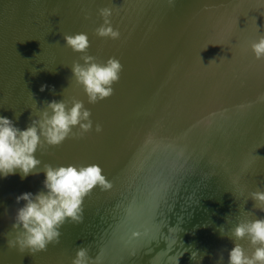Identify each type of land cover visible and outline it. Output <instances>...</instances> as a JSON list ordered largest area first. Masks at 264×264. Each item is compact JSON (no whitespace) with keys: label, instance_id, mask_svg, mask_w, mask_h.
<instances>
[{"label":"water","instance_id":"water-1","mask_svg":"<svg viewBox=\"0 0 264 264\" xmlns=\"http://www.w3.org/2000/svg\"><path fill=\"white\" fill-rule=\"evenodd\" d=\"M25 1L21 13L26 16L18 22L12 9L20 4L0 3V116L24 130L46 101L82 100L91 110L93 129L82 134L74 128L65 144L40 146L38 169L58 167L65 155V166L98 164L110 187L97 185L84 197L83 221L69 219L59 243L31 252L8 247L16 236L11 211L26 203H17V196L46 191V176L42 171L24 179L19 172L0 176V214L5 215L0 264H72L81 244L89 264H212L210 258L217 264V246L228 238L218 227L224 225L228 234L236 215L248 218L243 203L254 205L250 194L264 191V58L257 59L251 48L264 35V0H41L37 9L45 8L44 32L51 34L43 45L53 47L46 52L54 59L48 69L56 97L49 100V85L38 97L46 74L37 82L30 74L35 66L22 67L24 55L14 52H33L32 37H40L35 31L40 14L32 11L34 0ZM104 7L111 9L118 39L96 35ZM83 19L93 23V31ZM79 32L88 35V54L97 62L115 57L123 66L114 93L95 104L71 80V66L83 63L82 54L65 45L63 34ZM4 63L18 66L17 75L6 77ZM83 135L88 138L81 148L72 150L70 144ZM131 178L137 183L125 191ZM115 199H121L120 206L102 207ZM124 206L141 217L130 218L125 210L127 219L120 218L117 211ZM254 212L264 218V211ZM156 220L164 222L170 237L161 231L163 223L148 228ZM88 229L83 243L81 230ZM240 242L251 251L246 240Z\"/></svg>","mask_w":264,"mask_h":264},{"label":"clouds","instance_id":"clouds-1","mask_svg":"<svg viewBox=\"0 0 264 264\" xmlns=\"http://www.w3.org/2000/svg\"><path fill=\"white\" fill-rule=\"evenodd\" d=\"M103 23L96 28L98 37L118 39L120 32L110 21L111 9L99 10ZM65 45L74 52L81 53L80 59L71 66L77 84L82 85L88 103L95 104L114 93L113 85L119 81L123 70L121 62L110 57L99 63L96 57L88 54L90 41L84 32L63 34ZM257 59L264 58V35L251 44ZM46 85L41 86L44 91ZM38 119H32L29 126L21 130L11 119L0 116V176L20 173L24 179L30 174L44 172V188L36 194L25 192L16 197L17 203H26L17 209L12 230H16L14 239H8V247H18L31 252L46 251L49 244L59 243L61 227L70 219L72 222L83 221L82 203L84 197L97 185L110 187V183L98 164L87 166L75 165L53 167L45 164L43 170L38 166L41 161L36 153L40 146L47 144L56 146L73 135V129L81 133L93 129L91 110L85 107L82 100L73 98L70 102L62 99L45 102ZM20 115V114H19ZM19 115L16 116L17 118ZM34 115V114H33ZM95 131L101 132L102 125L95 124ZM255 201L253 207L264 211V191L258 190L250 194ZM240 219L225 234L221 225L218 231L221 237H228L234 243L229 250L227 264H264V218ZM227 218V217H226ZM247 240L251 251L239 243ZM191 260L193 257L191 255ZM90 257L85 246L77 248L72 264H89ZM224 256L220 254L217 264H223Z\"/></svg>","mask_w":264,"mask_h":264},{"label":"bare ground","instance_id":"bare-ground-1","mask_svg":"<svg viewBox=\"0 0 264 264\" xmlns=\"http://www.w3.org/2000/svg\"><path fill=\"white\" fill-rule=\"evenodd\" d=\"M3 0H0V3L2 2ZM5 1H8L9 3H12V4H14L15 5V3H17V4H20L19 6H17L16 7V9L14 8V9H12L13 11V15H14V17L17 19V20H15L14 22H18L19 21V19H22V18H20V15H24V16H26V11L25 12H23L24 14H22L21 13V5L22 6H26L25 5V0H5ZM40 2H41V0H34V5H33V3H32V11L33 12H35V14H36V11H37V14H40L39 15V17H35L36 19L38 18V27H36L35 29V31H38L39 32V30H40V37L39 36H35V37H32L34 40H32V45H33V52H29V51H24V50H15L14 52L15 53H18L19 55H24V57H25V59H24V61H23V63L21 64L22 65V67H26L29 63H32L31 65H32V67H34L35 66V68H34V70H32L31 71V75H33L34 77H36V80H37V82L39 81V79L40 80H42L43 79V75L44 74H46V83H45V85H46V87H45V90L47 89V86L49 85L50 86V89H52V90H50V91H46L45 92V98H46V100H49V97H56V90H55V84L54 83H52L51 81H52V78H51V75H49V69H48V67H50V63H53V55L51 56V57H48V52H46L47 51V49H48V51H52V49H53V47L52 48H50V46L48 45L47 47H45V44L43 45V43H44V41L46 42L47 41V39L48 38H50L51 37V34L50 33H48V34H46L47 32H44V29H45V26H46V24L49 22V20H48V18H45V14H44V11H45V8L43 9V8H39V9H37L38 7H39V4H40ZM53 4V3H52ZM53 7H54V5H53ZM24 9V8H23ZM30 10H31V8H30ZM55 11H57V10H55ZM41 12V13H40ZM62 13H65V9H64V11H62V12H60L58 15H60V14H62ZM43 14H44V16H43ZM57 15V16H58ZM56 16V18L54 19V21L55 22H57L58 23V26H60V23H62V21L58 18ZM13 22V23H14ZM82 23H84L85 24V27L87 26V25H90V27H91V24H93L92 22H90V21H88V20H82ZM39 29V30H38ZM93 29V26L91 27V31H93L92 30ZM37 35H38V33H36ZM20 37H22V35H20V36H18L17 37V39H20ZM59 37V36H58ZM2 40V39H1ZM42 40H43V42H42ZM47 44V43H46ZM2 48H3V52H5V49H4V46H2ZM56 52V51H55ZM238 53H240V52H238ZM46 54H47V57H46ZM4 60V59H3ZM58 59H57V57H56V61H57ZM5 65L7 64L8 65V68H7V72L5 73V76L6 77H10L11 75L13 76V75H17V73L15 72V71H13L14 69L13 68H15L16 66H14V63H4ZM148 65H150V64H148ZM4 67V66H3ZM18 67V66H17ZM16 67V68H17ZM216 68H218L217 66H216ZM48 80H49V82H48ZM48 82V83H47ZM35 88V85L33 86V89ZM38 88H39V86H38ZM53 92V93H52ZM40 93H41V90L39 91V95H38V97L40 96ZM94 127V126H93ZM83 134V133H82ZM88 137L87 136H84L83 135V139H76L75 141H73L72 143H71V139H70V148L72 149V150H75V149H80L81 148V143H82V141H84L85 139H87ZM64 144H65V142H64ZM62 148H65V145L62 147ZM211 150L212 151H214V154H216L217 152H218V148L217 147H213V148H211ZM258 163V162H257ZM263 163V162H262ZM61 165H63V166H65V155H64V159H63V161H62V163L59 165V166H61ZM140 172V170L138 171V173ZM131 174V173H130ZM133 174V173H132ZM242 174V173H241ZM44 175L46 176V174L44 173ZM191 176H193V175H195L194 173H192V174H190ZM182 178L183 177H185L184 175H182L181 176ZM125 178V177H124ZM133 179V180H132ZM136 181V179L135 178H131L130 179V181H129V183H127L126 184V186H125V188H124V190L125 191H128L129 189H131L132 187H134L135 185H136V183L135 184H133V181ZM138 187H139V189H141V187H143V186H141V185H138ZM242 188L243 189H245L246 191H248V186H246V185H243L242 186ZM113 189H118V186H114L113 187ZM133 189V188H132ZM136 189V188H135ZM127 193L128 192H124V195H123V197H122V199L123 200H125V198H126V195H127ZM121 197V196H120ZM131 204V203H130ZM129 204V205H130ZM135 203H132L130 206H132V205H134ZM110 205H113V206H115V205H121V199H115V200H110V201H108V202H106V204H104V206H102V207H105L107 210H108V207H110ZM128 205V206H129ZM243 208L245 209L244 210V214L246 215V213L248 214V218H244V217H240V216H238L237 217V215L235 216V218L233 219L234 221H232L231 220V222L233 223V225L235 224V223H237L238 222V218H240V219H254L255 218V216L253 215V213L255 214V212H254V207L250 204V207H249V204H247V202H244L243 203ZM126 206H124V208H125ZM120 208V207H119ZM128 210V212H131V215H129V217L130 218H133L136 214H133L132 213V208H130V207H126L125 209H122V210H119V211H117V212H119L120 214H119V217L120 218H122V219H127L126 217H127V215L128 214H126V211ZM17 212V209H15V210H12L11 211V213L13 214V213H16ZM105 213V212H104ZM242 214V213H241ZM240 214V215H241ZM2 215V217L0 218V222L1 221H3L4 219H5V217H3V216H5V215H3V214H0V216ZM137 217H136V220H138L137 218L138 217H141V216H138V215H136ZM14 219H15V216H14ZM14 219H13V221H14ZM151 220V219H150ZM236 220V221H235ZM140 221V220H139ZM140 222H142V221H140ZM146 223V222H145ZM162 223H163V225H162ZM160 225H162V226H160ZM212 225H216L215 223H213V224H210V226H212ZM232 225V226H233ZM160 226V229H161V231H164V232H167L168 230H167V228H166V225L164 224V222H162V221H160V220H156V221H154L153 223H152V225H150L148 228H158ZM231 226V227H232ZM186 229H184L183 230V232L181 233V231H180V234H186ZM81 233H83L82 235H83V237L85 238L86 236L85 235H87V236H89V234H90V230L88 229V232H87V230H81ZM166 236L167 237H170V235H169V232H167V234H166ZM186 237V236H185ZM178 239H179V241H181V239H182V237L181 236H179L178 237ZM85 240H86V238L85 239H83V243L85 242ZM247 241V240H246ZM248 242V241H247ZM80 243H82L81 241H80ZM87 243V242H86ZM239 243H242V242H240L239 241ZM246 243H244V244H242V245H245ZM86 245V244H85ZM248 245H249V243H248ZM81 246H83V244H81ZM250 246V245H249ZM215 247V246H214ZM217 247H219L218 249V252H217V255H220L221 253H223V256H224V264H227V261H228V253H229V250L231 249V248H233L234 247V243H233V241L231 240V239H229V238H224L223 239V242H221V244L219 245V246H217ZM196 249V248H195ZM195 249H194V251L193 252H196L195 251ZM250 250H252L251 249V246H250ZM213 251V250H212ZM208 255V254H207ZM210 256V255H209ZM211 257V256H210ZM219 257V256H218ZM212 261H213V263L212 264H215V262H216V259H212V258H210Z\"/></svg>","mask_w":264,"mask_h":264}]
</instances>
